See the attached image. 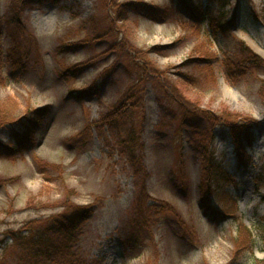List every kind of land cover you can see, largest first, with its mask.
Masks as SVG:
<instances>
[{
	"label": "rangeland",
	"instance_id": "374dc122",
	"mask_svg": "<svg viewBox=\"0 0 264 264\" xmlns=\"http://www.w3.org/2000/svg\"><path fill=\"white\" fill-rule=\"evenodd\" d=\"M176 2L35 4L22 19L18 67L4 30L0 127L30 109L49 108L50 114L22 154L0 152V259L3 247L12 245L8 237L13 231L48 222L70 198L74 204H93L95 210L68 264H230L235 244L244 243L249 232L256 246L254 252L251 243L246 247L250 250L239 264L264 261V65L242 76L224 64L253 53L264 61V0H228V16L237 9L239 17L228 32L217 34L206 23L196 25ZM210 2L217 0H204ZM11 3L0 0V17L6 21ZM146 6L167 13H150ZM69 43L79 47L70 51ZM75 65L81 67L76 78L62 77L64 67ZM92 88L96 94L90 101H77L70 93ZM132 94L133 103L143 101L136 130L151 174L147 203L158 212L135 243L127 234L136 181L114 143L116 131L100 124L105 114L130 108ZM175 96L181 105L213 115L227 110L234 119L256 120L260 128L250 153L253 165L237 167L224 127L208 126L206 117L189 119L190 124L176 117L181 105ZM127 113L115 125L124 131L132 124ZM8 137L0 131V142L9 143ZM203 147L215 152L235 179L224 197L208 193L206 205L200 190Z\"/></svg>",
	"mask_w": 264,
	"mask_h": 264
},
{
	"label": "trees",
	"instance_id": "16d2710c",
	"mask_svg": "<svg viewBox=\"0 0 264 264\" xmlns=\"http://www.w3.org/2000/svg\"><path fill=\"white\" fill-rule=\"evenodd\" d=\"M61 1L62 0H12L10 10L11 16L9 20L6 21L2 16L0 17V41L4 30H8V36L14 45L12 48L13 52L11 51L9 55L14 57L15 66H21L16 54L18 53V48H22V19L26 10L35 4H42L45 2L58 4ZM176 4L185 14L191 16L193 19L192 21L196 23V25L206 23L214 34L218 32H228L239 17L237 9L234 10L231 17L228 16L227 7L230 5L228 0H217V2L206 4L204 0H177ZM146 7H149L148 11L150 13H159L163 15L167 13V11L163 12L157 7ZM119 14L121 15V19L124 18V13L121 14V10ZM241 46L244 51H248L245 44ZM66 47H68L70 51H75L76 48L79 47V44L69 43ZM3 55L4 52L0 43V63L3 59ZM224 64L228 67V72L233 73L238 71L239 75L246 76L252 68L254 69L256 67L257 69L263 66L264 61L253 53L247 60L239 62L232 59L230 64L226 62ZM80 68L79 65L64 67L61 72L62 77L66 78V80L74 79L81 71ZM231 80L234 81L233 78H231ZM261 83V93L264 97V80H262ZM93 90V88L84 91L72 90L70 93L77 101H90L93 95L96 94ZM135 96L136 94L129 95V101L131 99L134 100ZM175 97L177 105H181L180 98L177 96ZM142 102V100H139L137 103L130 101V108L124 105L120 109H115L105 114L100 122L103 126H108L116 131L114 143L119 147V154L127 161L126 163H128L131 168L136 181V197L133 209L129 213L130 219L128 229L130 233L127 234L132 243H135L136 240L143 237L142 232L150 228L151 220H153L158 213L147 203L149 194L146 191V185L151 174L148 172L146 163L143 161L142 153L144 150V143L141 141L140 135L136 130L135 120L138 117L136 115H139L140 108L143 106ZM179 109V112L176 113V117L181 118L182 116L184 124H190L189 119L192 118L202 119L206 117L204 119L208 121L207 125L209 124L212 127L217 124L222 128L224 127L225 133L231 137L233 142L237 157V167L245 170L253 165V159L250 153L255 149V145L259 139L257 131L260 128L256 120L244 116H239V118L234 119L236 116H231L227 110H224L222 115L217 116L206 110L201 109L200 111L197 108H190L188 104L181 105ZM127 110L131 111L132 124L124 131L117 128L115 125L126 118L128 115ZM48 114H50L49 108L30 109L19 119L13 117L8 118V121L0 127L2 129L0 131L7 132L9 135V143L5 144L0 142V152L4 149L12 156H19V154H22L27 149L28 144L31 143L32 136L36 133L37 129L41 127L40 125L45 118L49 116ZM1 117H3V115ZM89 130L90 126L81 134L85 135V133H89ZM201 149H203L201 155V169L203 174L201 177L200 190L204 195L202 200L206 205L209 202V194L215 195V198L224 197L226 191L228 192V190H230L228 186L233 178H231V168L220 160V158H217L215 152L213 153L210 148L203 147ZM181 183L186 187V180H182ZM208 189H210V192L207 191ZM72 193L77 195L74 190H72ZM62 207L63 211L48 222H33V225L37 223L40 225L23 228L16 232L13 231L8 237L12 245L11 247H3L4 256L0 259V264H68L70 257H72V251L80 242V236H82L83 232L82 227L89 221L92 217L91 215H94L95 208L93 204L83 206L74 204L70 198L65 201ZM214 210L219 213H224L221 209H216L215 207ZM250 236L251 234L249 232L245 235L246 240L244 243L239 242L235 244L230 264H239L240 257L244 252H249L250 249L254 252L252 248H255L256 241L250 238ZM250 243L251 248H246ZM10 249H12L11 253H9ZM259 264H264V261L259 262Z\"/></svg>",
	"mask_w": 264,
	"mask_h": 264
}]
</instances>
